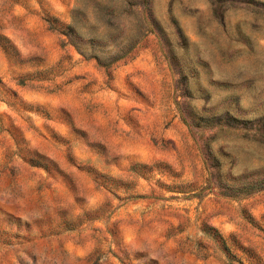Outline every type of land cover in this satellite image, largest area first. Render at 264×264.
<instances>
[{"label": "rangeland", "instance_id": "obj_1", "mask_svg": "<svg viewBox=\"0 0 264 264\" xmlns=\"http://www.w3.org/2000/svg\"><path fill=\"white\" fill-rule=\"evenodd\" d=\"M236 260L264 264V0H0V264Z\"/></svg>", "mask_w": 264, "mask_h": 264}, {"label": "trees", "instance_id": "obj_2", "mask_svg": "<svg viewBox=\"0 0 264 264\" xmlns=\"http://www.w3.org/2000/svg\"><path fill=\"white\" fill-rule=\"evenodd\" d=\"M51 28L52 29H55L53 26H51ZM67 29H69V31L67 32V34H72L74 31L72 30L73 29V26L71 25V26H67ZM99 64H100V62H99ZM105 69H106V66H103ZM208 230H210V231H212V233H211V238H214L215 240H216V242L217 243H220L221 244V246H222V248H223V250H225V253L226 254H229V249H228V247L226 246V244H225V242H224V240H223V238H222V236L219 234V232L216 230V229H214L213 227H210V226H207L206 227ZM236 263L237 264H242L239 260H236Z\"/></svg>", "mask_w": 264, "mask_h": 264}]
</instances>
